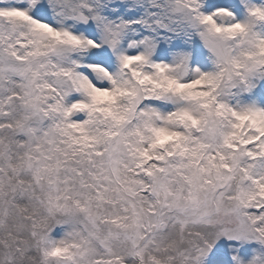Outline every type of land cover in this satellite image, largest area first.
<instances>
[{"label":"snow or ice","instance_id":"obj_1","mask_svg":"<svg viewBox=\"0 0 264 264\" xmlns=\"http://www.w3.org/2000/svg\"><path fill=\"white\" fill-rule=\"evenodd\" d=\"M0 264H264V0H0Z\"/></svg>","mask_w":264,"mask_h":264}]
</instances>
